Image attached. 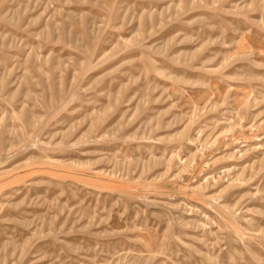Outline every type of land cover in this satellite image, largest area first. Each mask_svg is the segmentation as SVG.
<instances>
[{
  "label": "rangeland",
  "instance_id": "374dc122",
  "mask_svg": "<svg viewBox=\"0 0 264 264\" xmlns=\"http://www.w3.org/2000/svg\"><path fill=\"white\" fill-rule=\"evenodd\" d=\"M0 264H264V0H0Z\"/></svg>",
  "mask_w": 264,
  "mask_h": 264
}]
</instances>
